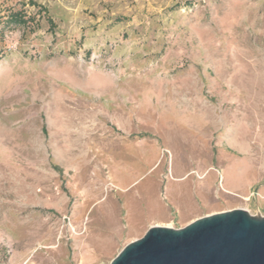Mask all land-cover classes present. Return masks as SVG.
<instances>
[{
    "label": "rangeland",
    "instance_id": "rangeland-1",
    "mask_svg": "<svg viewBox=\"0 0 264 264\" xmlns=\"http://www.w3.org/2000/svg\"><path fill=\"white\" fill-rule=\"evenodd\" d=\"M0 8V264H109L156 223L264 215V0Z\"/></svg>",
    "mask_w": 264,
    "mask_h": 264
},
{
    "label": "water",
    "instance_id": "water-1",
    "mask_svg": "<svg viewBox=\"0 0 264 264\" xmlns=\"http://www.w3.org/2000/svg\"><path fill=\"white\" fill-rule=\"evenodd\" d=\"M109 264H264V215L236 208L180 228L151 225Z\"/></svg>",
    "mask_w": 264,
    "mask_h": 264
},
{
    "label": "trees",
    "instance_id": "trees-1",
    "mask_svg": "<svg viewBox=\"0 0 264 264\" xmlns=\"http://www.w3.org/2000/svg\"><path fill=\"white\" fill-rule=\"evenodd\" d=\"M31 4H35V3L32 1ZM1 11L2 9L0 8V12ZM7 20H8V23L11 24V27H18V26L26 27V24H27V19L25 18L24 13L20 10L10 11V13L8 14ZM4 22L7 23V21H4Z\"/></svg>",
    "mask_w": 264,
    "mask_h": 264
},
{
    "label": "crops",
    "instance_id": "crops-1",
    "mask_svg": "<svg viewBox=\"0 0 264 264\" xmlns=\"http://www.w3.org/2000/svg\"><path fill=\"white\" fill-rule=\"evenodd\" d=\"M177 195H178V193H176V197H177ZM146 212H150V214L147 215L148 217H156L158 219L165 218V216L167 214L166 210L163 207H157V209L148 208ZM154 225H163V224H157L156 223ZM150 226H148V227H150Z\"/></svg>",
    "mask_w": 264,
    "mask_h": 264
},
{
    "label": "bare ground",
    "instance_id": "bare-ground-1",
    "mask_svg": "<svg viewBox=\"0 0 264 264\" xmlns=\"http://www.w3.org/2000/svg\"><path fill=\"white\" fill-rule=\"evenodd\" d=\"M199 177V176H198ZM199 178H201V176L199 177ZM159 216V215H158Z\"/></svg>",
    "mask_w": 264,
    "mask_h": 264
}]
</instances>
